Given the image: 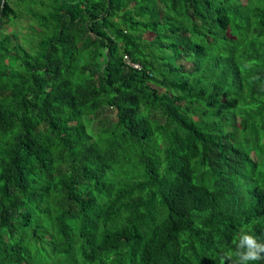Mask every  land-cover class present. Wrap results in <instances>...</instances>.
<instances>
[{
	"label": "trees",
	"instance_id": "obj_1",
	"mask_svg": "<svg viewBox=\"0 0 264 264\" xmlns=\"http://www.w3.org/2000/svg\"><path fill=\"white\" fill-rule=\"evenodd\" d=\"M0 264H264V0H0Z\"/></svg>",
	"mask_w": 264,
	"mask_h": 264
},
{
	"label": "rangeland",
	"instance_id": "obj_2",
	"mask_svg": "<svg viewBox=\"0 0 264 264\" xmlns=\"http://www.w3.org/2000/svg\"><path fill=\"white\" fill-rule=\"evenodd\" d=\"M29 24V18L27 15H22L21 17L15 19L14 22H11L6 25V29L8 32L14 29V31H17L18 33L26 32L27 31V25ZM20 33V34H21ZM146 35V34H145ZM102 112L107 113L105 115L104 121L108 122L111 119L115 118L114 112H108L107 110H102Z\"/></svg>",
	"mask_w": 264,
	"mask_h": 264
},
{
	"label": "built area",
	"instance_id": "obj_3",
	"mask_svg": "<svg viewBox=\"0 0 264 264\" xmlns=\"http://www.w3.org/2000/svg\"><path fill=\"white\" fill-rule=\"evenodd\" d=\"M131 63V62H130ZM131 64H133V63H131ZM135 67H139L137 64H133Z\"/></svg>",
	"mask_w": 264,
	"mask_h": 264
}]
</instances>
